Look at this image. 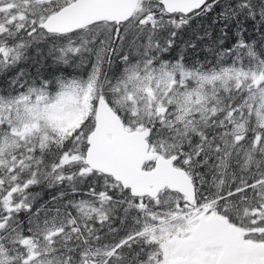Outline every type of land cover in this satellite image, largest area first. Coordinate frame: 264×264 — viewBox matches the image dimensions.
<instances>
[{
	"label": "snow or ice",
	"instance_id": "obj_1",
	"mask_svg": "<svg viewBox=\"0 0 264 264\" xmlns=\"http://www.w3.org/2000/svg\"><path fill=\"white\" fill-rule=\"evenodd\" d=\"M0 264H264V0H0Z\"/></svg>",
	"mask_w": 264,
	"mask_h": 264
}]
</instances>
